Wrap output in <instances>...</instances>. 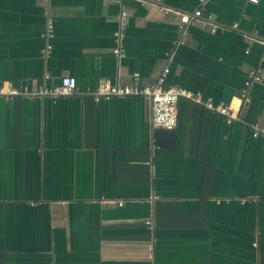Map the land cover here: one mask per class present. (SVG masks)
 Returning a JSON list of instances; mask_svg holds the SVG:
<instances>
[{"label":"crops","instance_id":"obj_1","mask_svg":"<svg viewBox=\"0 0 264 264\" xmlns=\"http://www.w3.org/2000/svg\"><path fill=\"white\" fill-rule=\"evenodd\" d=\"M199 9L217 32L201 22L182 35L179 13ZM166 68L169 85L232 104L241 121L181 100L170 150L149 100L89 95L134 72L155 84ZM65 76L78 94L0 97V264H264V140L252 132L264 126V0H0V88Z\"/></svg>","mask_w":264,"mask_h":264},{"label":"built area","instance_id":"obj_2","mask_svg":"<svg viewBox=\"0 0 264 264\" xmlns=\"http://www.w3.org/2000/svg\"><path fill=\"white\" fill-rule=\"evenodd\" d=\"M150 2H159L160 0H148ZM248 3L258 4L260 0H244ZM146 3V1H144ZM203 5L206 0H201ZM168 11V10H167ZM203 10L199 9L192 14H180V24L179 32L184 35L187 34L188 27L201 23L207 27L211 26V32H217L218 27L208 22L202 21ZM56 12L47 8L46 19L47 24L41 38L44 42V47L42 49L43 56L48 59L54 51V39L55 34V21ZM130 13L125 9L117 20L120 21L122 29L115 33V40L118 43L117 47L113 50V53L118 58H123L126 56V49L122 42V35L124 33L125 22L129 18ZM212 19V16H209ZM238 27V24L233 26ZM183 43V42H182ZM249 54V50L246 51ZM170 73V68H166L161 76L158 78L155 84L149 85L142 82V75L140 72H134L132 74V80L130 84L121 85L116 84L110 79L101 80L99 87L96 91L91 92V95L96 103H100L104 100H111L114 98H143L149 100L152 105V125L155 128L164 129L167 131H173L178 125L179 119V103L181 100H190L194 103L205 106L207 109L217 112L226 119L228 124L234 121H241L239 117V112L237 113L232 107V104L221 102L216 103L212 98L205 99L204 95L199 92H193L186 88L173 86L168 84V75ZM51 76L48 74L45 76L46 80H49ZM263 74L260 69L252 70L248 74L246 81V87L249 88L253 83H262ZM78 94L77 80L71 76H65L61 78L59 86L48 88L46 86L41 87L37 91H30L26 86L21 88H14L10 84L3 85L0 88V97L7 100H11L14 97L23 96L28 98H59V97H69ZM239 99L241 101V106L248 101V91L243 90ZM252 132L254 138H262L264 140V126L260 124L252 125ZM119 206H123V202L118 203ZM145 224L152 226L151 220H145Z\"/></svg>","mask_w":264,"mask_h":264},{"label":"water","instance_id":"obj_3","mask_svg":"<svg viewBox=\"0 0 264 264\" xmlns=\"http://www.w3.org/2000/svg\"><path fill=\"white\" fill-rule=\"evenodd\" d=\"M156 143L157 145H163L173 150L178 141V135L173 131H167L164 129H157L155 131Z\"/></svg>","mask_w":264,"mask_h":264}]
</instances>
